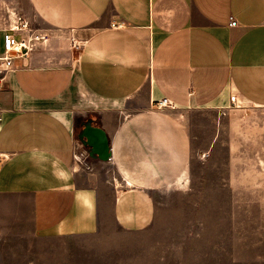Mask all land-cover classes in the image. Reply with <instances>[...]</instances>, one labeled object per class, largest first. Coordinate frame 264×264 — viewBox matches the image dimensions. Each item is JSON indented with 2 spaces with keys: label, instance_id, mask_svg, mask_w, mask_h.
Wrapping results in <instances>:
<instances>
[{
  "label": "crops",
  "instance_id": "1",
  "mask_svg": "<svg viewBox=\"0 0 264 264\" xmlns=\"http://www.w3.org/2000/svg\"><path fill=\"white\" fill-rule=\"evenodd\" d=\"M3 1L0 264H264V0Z\"/></svg>",
  "mask_w": 264,
  "mask_h": 264
},
{
  "label": "built area",
  "instance_id": "2",
  "mask_svg": "<svg viewBox=\"0 0 264 264\" xmlns=\"http://www.w3.org/2000/svg\"><path fill=\"white\" fill-rule=\"evenodd\" d=\"M20 19V18H19ZM18 22V20H16ZM16 24V23H15ZM231 24L236 25L237 21L233 18L231 19ZM27 25L22 24V28L18 25H11L9 27H1L0 33H2V51L0 52V87L3 86L4 73L14 66V61L17 58L27 57L29 53L32 51L35 40L38 39V36H26V37H18L15 33L16 31H24ZM237 97L236 95L231 96L232 105H236ZM157 106L167 107L172 106V102L168 98H162L158 101ZM2 109L0 107V119H1ZM1 166V164H0Z\"/></svg>",
  "mask_w": 264,
  "mask_h": 264
},
{
  "label": "rangeland",
  "instance_id": "3",
  "mask_svg": "<svg viewBox=\"0 0 264 264\" xmlns=\"http://www.w3.org/2000/svg\"><path fill=\"white\" fill-rule=\"evenodd\" d=\"M6 10H7L6 2H4L3 0H0V13L5 14V16H6V14H7ZM19 18L16 19V20H18V22L12 20V22H8V24H6V20H7L6 18L1 19L0 20V26L1 27H9L10 24L13 23V25H18L20 28H22V24L23 25L25 24V25H27V27H26V29H24V32L27 35L30 34L33 37H34V35H37L36 30L39 28V26H38V22H37L34 15L21 14ZM231 106L235 107L237 105H231ZM78 145H79V147L77 148V153H76L77 158H75L74 161L78 165L82 164V166L83 165L87 166V167L91 166L93 163V158H92V155L89 151L88 146L83 141H80V140L78 142ZM129 240L134 241L137 239L136 238H130Z\"/></svg>",
  "mask_w": 264,
  "mask_h": 264
},
{
  "label": "water",
  "instance_id": "4",
  "mask_svg": "<svg viewBox=\"0 0 264 264\" xmlns=\"http://www.w3.org/2000/svg\"><path fill=\"white\" fill-rule=\"evenodd\" d=\"M83 142L91 148V152L102 160H108L111 156L110 140L107 132L98 125L88 122L82 133Z\"/></svg>",
  "mask_w": 264,
  "mask_h": 264
}]
</instances>
